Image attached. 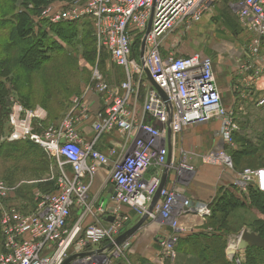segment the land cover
<instances>
[{"label":"built area","instance_id":"1","mask_svg":"<svg viewBox=\"0 0 264 264\" xmlns=\"http://www.w3.org/2000/svg\"><path fill=\"white\" fill-rule=\"evenodd\" d=\"M218 1L86 0L57 13L46 11L52 23L90 18L98 50H108L125 78L112 87L95 67L81 101L74 107L80 109V116L69 112L58 125L41 132L34 129L32 111L28 114L26 110V116L20 119L22 107L11 106L9 140L40 145L56 160L59 174L55 190L35 192L33 211L1 208L0 264H140L132 259L134 237L148 218L171 230L156 239L157 261L142 264L173 262L180 238L189 233L180 216L194 213L206 220L210 202L189 198L181 186H162L161 171L174 170L179 181L187 182L196 172L193 159L230 172L233 180L228 186L243 190L255 186L264 192V169L246 168L238 174L232 156L220 147L222 143L235 145L240 128L233 111L223 104L212 56L193 53L177 57L174 42L168 44L176 29H190ZM231 6H235L242 27L252 34L250 60L240 68L253 70L258 79L264 72V0H236ZM139 40L136 53L134 46ZM147 72L164 91L166 100ZM90 93L103 97L94 115L85 101ZM259 104H264V97ZM36 113L41 119L45 112L42 109ZM80 120L92 121L93 135L88 141L78 131ZM213 121L220 123L214 132L217 144L213 148L204 154L181 148L180 161L169 162L168 137L173 146L183 130ZM111 133H116L119 141L103 152L97 144ZM100 167H108L113 184L107 206L89 200ZM152 168L157 171L147 177ZM14 189L0 182V197H8ZM74 213L76 218L71 222ZM142 218L133 234L118 241ZM233 237L228 249H235V254L230 258L235 264H245V250H238L239 239Z\"/></svg>","mask_w":264,"mask_h":264},{"label":"rangeland","instance_id":"2","mask_svg":"<svg viewBox=\"0 0 264 264\" xmlns=\"http://www.w3.org/2000/svg\"><path fill=\"white\" fill-rule=\"evenodd\" d=\"M76 1L79 3L86 2V0H74L69 3L68 1L56 0L43 11L41 16L50 21L49 15H47L48 13H46V11L57 13L59 10L70 8ZM57 3H61V5L59 6ZM47 30L50 31V28L48 27ZM170 38V42L168 43H171V41L174 42V49L177 57H186L193 53H203L212 56L223 104L229 108V110L233 111L240 128L237 134L249 131L252 138L264 136V104H259V101L264 97V81H261V79L264 80V72L258 79H255L253 70L250 72L242 71L240 68L244 62L250 60L249 43L252 34L242 27L236 14L235 6H231L227 0H219L205 13L199 23L194 24L187 30L176 29ZM63 43V46H66L67 43ZM139 46L140 40L134 46L136 53H138ZM72 48L76 49V46H72ZM100 50L102 53H105L103 56L104 61L102 63L96 62L94 64L87 61L83 56L81 49L75 51L71 50L73 54L70 53L66 57L71 56L77 61L75 64L71 62V67L69 65L67 66L68 70L63 72L59 83L45 82L44 73L35 72L30 75L27 83L20 81L13 85L16 88L15 92L18 97L23 95V99L25 103H27L25 105L31 107L30 109L23 105V103L20 102V97L16 98L15 96H11L13 104L22 107L20 119L26 116V110H28V114L32 111L34 116V129L37 132H41L51 125H58L69 112H73L74 115L80 116V109L74 107L79 104V101H81L83 88L89 83L88 81L91 79L92 71L95 67H98V69L103 72L105 78L112 87L119 86L121 81L125 78L123 69L113 64L110 58V53L107 49L101 48ZM64 59L65 56H62L59 52L56 54L52 53L51 61L44 63L47 64L48 77L51 73H54L53 69L57 66L58 62L60 63V61H63ZM53 65L54 67H52ZM110 92L115 93L116 91L111 89ZM23 99L21 100L23 101ZM42 102L43 104H41ZM42 109L45 112L43 118L37 119L36 112ZM61 116L62 119H59L61 121L55 124ZM244 119L248 120L246 127ZM219 125L220 123L218 122L216 125H213L212 128L210 124L194 125V127L191 126L194 128L192 132L202 137V139L196 140L193 145L202 154L206 153L208 149L213 146L212 142L210 143L209 135H213ZM234 140L235 145L230 146L222 143L220 144V147H224L226 149L225 151L230 154V152L236 147V137ZM261 143L263 144L264 141ZM241 160L244 162H240L239 168H236L238 174L243 172L246 168H250L251 170L264 169V146L257 150L256 156L249 158L242 157ZM247 160H251L252 164H249ZM17 163L18 162L16 161L4 160L0 157V182H3L6 186L15 187L14 192L8 197H0V211L3 207L5 209H18L17 207H21L27 212L33 211L35 206V192H52L51 190L44 191L46 186L42 185L40 187L38 184L43 182V180L55 178L53 176L56 173L54 172V168L51 170L54 174L42 173L40 171L41 178L37 180L33 176V171L38 170V168L36 169V167H32L28 162L23 160L20 161L18 167L19 172L16 173L19 181L15 180V183H9L5 176L8 175L9 170ZM205 166L203 167L204 172L202 177L205 176L206 178L199 176L201 181H198L196 184L199 185V193L202 192V196L209 197L208 199L212 198L213 200L221 194L220 188L223 186H220L222 184L220 181H225L227 184L229 182L225 178H228L229 176H225L223 172L230 174V181L233 180V176L231 177L230 172L222 171L216 166ZM66 169L68 170V167H66ZM214 178L215 185L212 183ZM21 186H29V188L24 189L26 191L23 192L25 193L23 196L20 195L17 197L18 188ZM234 189H237L240 192L239 199L244 201V204L239 202L243 207L235 204V207H232L233 212L229 215L231 222L235 227L234 229L241 228L243 225L248 227L243 228L242 230L249 229V225L254 223L257 219L264 222V195H260L256 202L251 198V186L244 190L237 187H234ZM209 225V223H205V228L212 230L213 226ZM234 235L236 234L230 235L225 252H227L229 241L234 238ZM209 238L212 240L214 239L211 236ZM196 243L199 248V246L204 243V240L202 241V244H199L201 242ZM0 246H2L1 241ZM192 246L193 245L190 246V250H192L191 256H193L194 260H198L199 263L197 252L194 251ZM136 250L137 248L135 249V255L132 259L140 262V255ZM226 257L228 260L232 261L227 253Z\"/></svg>","mask_w":264,"mask_h":264},{"label":"trees","instance_id":"3","mask_svg":"<svg viewBox=\"0 0 264 264\" xmlns=\"http://www.w3.org/2000/svg\"><path fill=\"white\" fill-rule=\"evenodd\" d=\"M54 1L56 0H0V157L4 160L18 162L13 168H9V173L5 176L9 183H15V180L19 181L16 173L19 172L18 167L22 160L28 162L32 167L38 168V170L33 171V176L37 180L41 178L40 171L54 174L51 171L54 168L56 173L53 176L55 178L43 180L38 184L40 187L42 185L46 186L44 191L56 189V178L59 174L56 160L49 156L41 146L32 141L12 142L4 138L10 131L8 123L13 104L11 96L18 97L15 92L16 88L13 85L20 81L27 83L30 75L35 72L44 73L45 82L59 83L63 72L68 70L67 66H70L71 62L75 64L77 61L71 56L66 57L70 53L73 54L72 51L81 49L83 56L91 64L102 63L105 54L98 50L94 27L91 19L87 16L83 17L82 20L80 18L59 23H52L41 16L43 11ZM62 1L71 3L74 0ZM48 27L50 31L47 30ZM62 41L65 44L67 43L66 46H63ZM72 46H76V49H73ZM58 52L65 56V59L60 63L58 62L56 67L52 66L54 67V73H51L48 77L47 64L44 63L51 61L52 53L56 54ZM19 97L23 105L27 104L23 99V95ZM26 107L31 109V107ZM59 119H62V116L58 118L55 124L61 121ZM244 121V124H246L248 120L244 119ZM235 137L236 147L230 152V155L233 158L235 168H239V163L244 162L241 160L242 157H254L257 150L264 146V143H261L264 141V136L252 138L251 133L248 131L242 134L239 133ZM247 162L252 164L251 160H247ZM25 188L28 189L29 186L18 188L17 197L25 194L23 193L26 191ZM220 189L221 194L209 203L210 213L206 216L207 220L205 222L213 226L214 229L205 228L204 231L184 235L177 244L178 255L180 253L184 255L191 253V245H193L194 251L197 252L199 263L196 259L190 263L184 260L186 264H235L233 260H228L226 257L225 249L228 237L231 234H238L248 226L243 225L241 228L234 229L235 227L229 215L233 212L232 207H235V204L240 205L239 202L244 204V201L239 199L240 192L234 189L233 186H223ZM250 193L251 198L256 202L260 195H264V192L254 186H251ZM240 207H243V205H240ZM17 208L26 212L21 207ZM75 218L74 213L70 221H74ZM249 226L250 230L264 237V222L257 219ZM210 236L214 239H210ZM2 240L0 229L1 243ZM203 240L204 243L202 244ZM196 242H201L199 244L202 245L198 248ZM1 250L2 246H0ZM245 256V264H264V248L248 247L245 250ZM166 264H170V261L167 260Z\"/></svg>","mask_w":264,"mask_h":264},{"label":"crops","instance_id":"4","mask_svg":"<svg viewBox=\"0 0 264 264\" xmlns=\"http://www.w3.org/2000/svg\"><path fill=\"white\" fill-rule=\"evenodd\" d=\"M230 5L234 2V0H227ZM62 3V2H61ZM61 3H57L59 6ZM169 44V43H168ZM264 53V51H263ZM261 81H264L261 79ZM86 102L90 104V112L92 115H94V112H96L98 109L101 108V96L97 95L95 93H90L86 96L85 99ZM91 120H80L77 123V128L80 133V136H82L86 141L90 140L93 132L91 128ZM218 122L213 121L210 123L211 128L213 125H216ZM194 127V126H193ZM193 127H189L185 130H183L181 133H179L176 136L175 143L173 146L170 144V138L168 137V144H169V150L171 149L170 155L168 156L170 159V163L172 162H179L181 159V148L186 150H194L197 154H202L199 150L193 146L198 139H202L201 136H198L196 133L192 132ZM9 134L10 131L6 136H4L5 139L9 140ZM210 143L212 142V145L209 149L213 148L217 144V139H215V134L209 135ZM11 141V140H9ZM21 141V140H20ZM117 141H119V138L116 133L111 134H105L97 144V147L103 151L108 152L110 146L112 144H116ZM15 142V141H12ZM172 142V140H171ZM208 149V150H209ZM207 151V150H206ZM205 151V152H206ZM196 166V172L192 175V177L187 182L179 181L177 178V174L174 170L167 171L168 168H164L161 171V177L162 181L164 182L165 186L172 188L175 185L181 186L182 190L185 192V194L195 200H200L204 202H211V199H208L209 197L202 196V192L199 193V185L196 184L198 181H201V178L199 176H203L204 172V166L199 159H193L191 161ZM206 167V166H205ZM157 170L155 168H152L150 172L147 174V177L149 175H152ZM225 176H229L230 174H227L226 172H223ZM226 178L228 180V184H230L232 181H230V178ZM232 177V174H231ZM202 178H206L205 176ZM233 179V177H232ZM215 178L213 179L212 183H214ZM218 182V179H217ZM222 183L220 186H227V182L220 181ZM215 185V183L213 184ZM215 188V187H214ZM202 190V189H201ZM113 196V184L109 178V171L108 167H100L98 168L96 175L94 177V180L91 184L90 192H89V200L94 201L95 205L102 204L103 206H107L111 203ZM158 197H156L157 200ZM181 222L186 225L189 229L186 235L197 233L205 230V222L206 220L197 214H185L180 216ZM168 228V229H167ZM171 230L169 226L165 227L160 221H155L151 219L145 220L144 224L141 226V228L138 230L134 237L135 246L137 248L136 252L140 255V264L142 263H149V262H155L158 259V242L156 241L157 237L159 235H162V233H165L166 231ZM230 237V236H229ZM228 237V240H229ZM232 237V236H231ZM192 262L193 256H191V253L179 254L173 262H170V264H182L186 261Z\"/></svg>","mask_w":264,"mask_h":264},{"label":"water","instance_id":"5","mask_svg":"<svg viewBox=\"0 0 264 264\" xmlns=\"http://www.w3.org/2000/svg\"><path fill=\"white\" fill-rule=\"evenodd\" d=\"M151 28V21L148 24V29L147 33L150 31ZM143 42V46H144ZM144 50L142 49L141 55H143ZM147 75L151 81V83L155 86V88L159 91L160 95L163 97L164 100L167 99L164 91L150 78L149 73L147 72ZM171 152V149H170ZM169 152V155H170ZM164 185V182L162 181V186ZM157 196H159V193H157ZM156 196V197H157ZM112 220V218H110ZM144 221V218H142L135 226H133L131 229H129L127 232H125L122 236L119 237L118 241H122L123 239L129 237L131 234H133L139 226L142 224ZM235 237H238L239 242L237 245L238 250H246L248 247H259V248H264V237L261 236L260 234H257L256 232L249 230V229H244L240 231V233L236 234ZM227 255L232 256L235 254V249H228L227 250Z\"/></svg>","mask_w":264,"mask_h":264},{"label":"bare ground","instance_id":"6","mask_svg":"<svg viewBox=\"0 0 264 264\" xmlns=\"http://www.w3.org/2000/svg\"><path fill=\"white\" fill-rule=\"evenodd\" d=\"M233 244V242L231 243V245Z\"/></svg>","mask_w":264,"mask_h":264}]
</instances>
